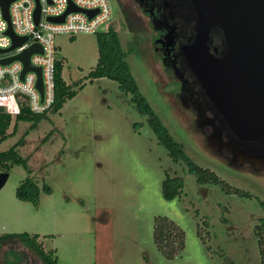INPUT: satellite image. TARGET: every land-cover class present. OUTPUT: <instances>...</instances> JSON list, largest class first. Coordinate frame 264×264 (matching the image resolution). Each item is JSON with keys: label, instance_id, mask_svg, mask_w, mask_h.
I'll list each match as a JSON object with an SVG mask.
<instances>
[{"label": "rangeland", "instance_id": "rangeland-1", "mask_svg": "<svg viewBox=\"0 0 264 264\" xmlns=\"http://www.w3.org/2000/svg\"><path fill=\"white\" fill-rule=\"evenodd\" d=\"M109 1L112 15L100 30L113 26L119 32L142 94L187 155L234 190L225 183L200 184L184 159L175 161L118 81L86 78L99 58L96 33H60L55 44L64 77L78 93L33 129L20 121L0 143L7 150L22 140L18 148L28 164L13 166L0 190L2 232L39 233L58 264H264L258 233L264 228H258L264 223V175L234 167L208 149L171 99L177 85L159 61L155 27L134 2L126 0L121 10ZM29 170L42 188L38 208L16 196ZM167 171L184 180L183 192L172 200L163 196ZM158 215L186 232V248L174 259L155 244ZM0 264L43 262L22 244L3 243Z\"/></svg>", "mask_w": 264, "mask_h": 264}, {"label": "water", "instance_id": "water-1", "mask_svg": "<svg viewBox=\"0 0 264 264\" xmlns=\"http://www.w3.org/2000/svg\"><path fill=\"white\" fill-rule=\"evenodd\" d=\"M14 0H0L10 21V5ZM35 18L41 15L37 0ZM171 15L183 12L186 22L193 25L192 36L181 46L175 64V77L182 83L178 100L186 110H192L198 129L209 128L208 144L215 151L230 154V163L242 167L245 163L264 168V0H165ZM75 9L74 6L70 7ZM90 13V12H89ZM65 14L53 21H63ZM177 25L160 40L167 48L175 42ZM13 45L0 52L20 46L27 36L8 31ZM170 37V38H169ZM215 38L219 41L215 44ZM159 44V45H158ZM42 51L35 44L20 55L0 60L10 63L20 58L25 63L22 73L37 69L30 57ZM10 173H0V190Z\"/></svg>", "mask_w": 264, "mask_h": 264}, {"label": "trees", "instance_id": "trees-1", "mask_svg": "<svg viewBox=\"0 0 264 264\" xmlns=\"http://www.w3.org/2000/svg\"><path fill=\"white\" fill-rule=\"evenodd\" d=\"M96 34L99 58L97 65L89 72L86 78L94 80L96 78L106 77L118 81L122 90L133 95V100L138 103L141 111L147 115L148 122L156 133L159 143L167 148L169 155L175 161L184 159L188 163L190 170L196 174L200 184L225 183L229 185L215 171L200 166L187 155L183 144L173 136L148 99L142 94L138 82L127 62V53L122 47L119 32L113 26H110L108 30L100 31ZM55 77L56 99L49 112L36 114L28 107H24L19 115L13 116L4 110H0V143L16 133L20 121H30V128L33 129L43 119L48 118L49 113L60 112L65 103L77 95L78 90L72 84L68 83L64 77V62L59 55L56 63ZM84 85L81 82L80 88H83ZM171 99L174 105L186 114L176 98L171 95ZM189 127L193 131L190 124ZM21 141L19 140L7 150H0V173L4 171L10 172L15 165L28 166L26 157L20 153L18 148ZM183 188V178L180 176H172L167 171L166 178L162 184L163 196L169 200L175 199L181 195ZM227 188L231 190L232 187L229 185ZM232 189L234 190V188ZM43 190L47 193L52 191L50 185L47 183L44 184ZM41 193V186L29 170V175L22 180L17 188L16 196L20 200L33 203L38 208L40 206ZM260 227H264V223L258 228ZM262 231H264V228L263 230H259L258 233L264 263V234L261 235ZM199 234L203 235L201 226H199ZM153 235L156 246L168 259L176 258L186 248V232L184 228L168 216L158 215L155 217ZM40 237L41 235L39 233L31 234L27 231L13 233L2 232L0 220V244H22L37 255L43 264H58V257L55 250H46L40 241Z\"/></svg>", "mask_w": 264, "mask_h": 264}, {"label": "built area", "instance_id": "built-area-1", "mask_svg": "<svg viewBox=\"0 0 264 264\" xmlns=\"http://www.w3.org/2000/svg\"><path fill=\"white\" fill-rule=\"evenodd\" d=\"M41 15L36 21L37 0H14L10 5V21L0 3V49L13 45L14 38L8 32L10 26L16 35L27 36L20 46L0 52V60L22 54L37 44L42 51L30 57L32 66L41 69L42 90L39 87L40 74L37 69H25L20 58L10 63L0 62V110L17 116L24 107L33 113L49 112L56 99V63L58 59L55 37L66 33H98L112 15L109 0H39ZM74 6L75 9L70 7ZM90 12V13H89ZM65 14L63 21H53Z\"/></svg>", "mask_w": 264, "mask_h": 264}, {"label": "flooded vegetation", "instance_id": "flooded-vegetation-1", "mask_svg": "<svg viewBox=\"0 0 264 264\" xmlns=\"http://www.w3.org/2000/svg\"><path fill=\"white\" fill-rule=\"evenodd\" d=\"M117 4H119V7L121 10L124 9V6L126 5V0H115ZM134 2L142 12V15L144 18L149 21L152 26L155 27V31L153 32L155 39L160 40L164 38V36H168L170 32L173 30L172 27L174 25H177V30L175 33L179 35L178 37H175V42L168 46L167 48H163L162 44L160 43L159 46L156 47L158 51H160L161 58L159 61L161 62V66L163 67L164 71L167 73H170L174 79V83L177 85V88L175 89L176 91L172 93V96L178 100V92L180 91L182 87V83L175 77L174 74V66L175 64L180 65V62H182V58L178 57L177 54L180 53V48L183 45V43L187 42L188 39L192 36L193 33V25L191 23L186 22V19L183 16V12H179L175 15H171L168 12V9L164 7L165 0H130ZM126 15V14H125ZM170 38V37H169ZM219 40L215 38V44H217ZM180 104V102H179ZM181 105V104H180ZM183 108V106L181 105ZM184 112L188 116L187 122L192 126L193 131L195 133H200L202 142L210 149L215 155L220 156L230 163V159H232L231 155L228 154L226 151L224 152H219L215 151L213 148H211L208 144V135L210 132L209 128H203V129H198L197 124H196V114L192 110H186L184 109ZM242 169H247V170H253L254 172L258 174H263L264 175V168L260 166H254L250 163H245L242 166Z\"/></svg>", "mask_w": 264, "mask_h": 264}]
</instances>
